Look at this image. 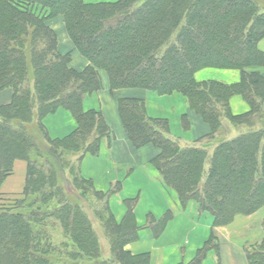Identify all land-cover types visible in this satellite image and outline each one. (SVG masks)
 I'll list each match as a JSON object with an SVG mask.
<instances>
[{
  "label": "trees",
  "instance_id": "16d2710c",
  "mask_svg": "<svg viewBox=\"0 0 264 264\" xmlns=\"http://www.w3.org/2000/svg\"><path fill=\"white\" fill-rule=\"evenodd\" d=\"M53 20L63 21L88 67H70ZM263 39L258 0H0V93L12 92L0 106V190L17 160L28 165L22 196L2 204L0 193V264H151L149 253L126 250L138 241L137 200L125 202L127 213L117 222L109 201L120 184L96 192L80 173L84 157L98 156L112 138L102 114L83 108L100 91L102 71L111 91L181 94L210 127L208 137L182 143L170 137L168 121L148 116L143 99L119 100L128 139L137 150L158 149L151 164L182 207L196 201L216 227L264 207ZM204 69L235 70L241 80L198 82ZM236 95L249 104L248 114H231ZM60 108L77 129L52 140L43 121ZM224 120L238 136L225 138ZM183 124L188 128L185 115ZM171 219L150 220L156 238ZM217 248L210 240L191 264H203ZM247 253L250 264H264V239Z\"/></svg>",
  "mask_w": 264,
  "mask_h": 264
},
{
  "label": "crops",
  "instance_id": "0c3cea01",
  "mask_svg": "<svg viewBox=\"0 0 264 264\" xmlns=\"http://www.w3.org/2000/svg\"><path fill=\"white\" fill-rule=\"evenodd\" d=\"M59 34V51L71 54L70 67L76 70L88 67L89 62L74 50L67 34L60 35V38ZM258 47L264 52V39ZM195 77L198 82L224 84H236L241 80L240 72L221 69H204ZM100 78V91L87 96L83 108L86 112L102 114L112 138L102 142L98 156L88 154L84 157L80 173L96 192L107 193L120 184L118 193L109 202L117 222H121L127 213L125 202L137 200L138 241L128 245L126 250L133 255L149 253L151 264H191L197 253L212 240L218 248L208 253L203 264H250L248 248L264 239V208L251 216H237L227 226L216 227L213 216L200 212L193 201L182 207L176 193L164 185L151 164L159 155L158 149L149 145L137 150L128 139L119 114V100L143 99L148 116L168 121L170 137L185 143H196L208 137L211 134L208 124L189 109L186 98L181 94L159 96L140 90L111 91L107 74L100 72ZM11 99L10 90L0 93V106L9 104ZM230 111L233 116H242L250 112V106L242 96L236 95L230 100ZM184 115L187 116L188 128L183 124ZM43 124L52 140H63L77 129L74 117L63 108L48 115ZM27 173V163L17 160L0 193L5 198H20ZM167 214H171L172 219L156 238L150 220L159 222Z\"/></svg>",
  "mask_w": 264,
  "mask_h": 264
},
{
  "label": "rangeland",
  "instance_id": "374dc122",
  "mask_svg": "<svg viewBox=\"0 0 264 264\" xmlns=\"http://www.w3.org/2000/svg\"><path fill=\"white\" fill-rule=\"evenodd\" d=\"M87 2H114L113 0H86ZM260 3H262V4H264V0H258ZM117 2V1H116ZM53 29H54V31H56L58 34H59V38L60 37H62V36H60V35H65L66 34V32H65V30H64V25H63V21L62 20H53ZM70 40V39H69ZM59 41V40H58ZM224 127L225 128H227V130H229V131H227V132H229L227 135H225V138H227L228 140H230V139H233L234 137H236V136H238L239 135V130H236L234 127H231V124L227 121V120H224ZM231 128V129H230ZM220 137V135H217L216 136V138H219ZM176 139V138H175ZM176 140H179V139H176ZM182 143H185L183 140H180ZM68 188H69V185H68ZM70 189V188H69ZM71 190V192H72V189H70ZM113 197V196H112ZM111 197V198H112ZM1 203L3 204V202H4V204H8V203H11V202H13L12 200H14V199H11V198H5L4 196H2L1 197ZM233 200H235V198H232ZM111 200V199H110ZM110 202V201H109ZM198 207H199V204L196 202V201H193ZM238 204V203H237ZM262 208H264V207H262ZM261 208V209H262ZM261 209H259L258 211H260ZM257 211V212H258ZM256 212V213H257ZM256 213H254V214H256ZM253 215V214H252ZM237 216H251V215H236L235 217H237ZM263 226H264V224H263ZM99 232V237H100V246L103 248V249H105L106 251H108V252H106V253H108V255L110 256V249H109V241H108V239H106V237H105V235H104V233L103 232H100V231H98Z\"/></svg>",
  "mask_w": 264,
  "mask_h": 264
}]
</instances>
